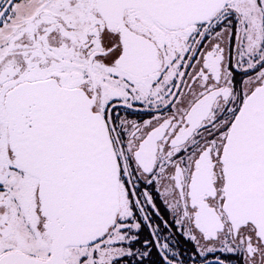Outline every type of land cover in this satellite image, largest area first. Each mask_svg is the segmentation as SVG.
<instances>
[{
  "label": "snow or ice",
  "instance_id": "6c2138e0",
  "mask_svg": "<svg viewBox=\"0 0 264 264\" xmlns=\"http://www.w3.org/2000/svg\"><path fill=\"white\" fill-rule=\"evenodd\" d=\"M0 264H264V0H0Z\"/></svg>",
  "mask_w": 264,
  "mask_h": 264
}]
</instances>
